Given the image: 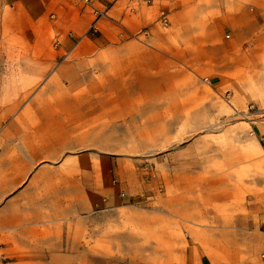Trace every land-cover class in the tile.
<instances>
[{"label": "rangeland", "instance_id": "rangeland-1", "mask_svg": "<svg viewBox=\"0 0 264 264\" xmlns=\"http://www.w3.org/2000/svg\"><path fill=\"white\" fill-rule=\"evenodd\" d=\"M103 1L0 0V264H264V0Z\"/></svg>", "mask_w": 264, "mask_h": 264}, {"label": "crops", "instance_id": "crops-1", "mask_svg": "<svg viewBox=\"0 0 264 264\" xmlns=\"http://www.w3.org/2000/svg\"><path fill=\"white\" fill-rule=\"evenodd\" d=\"M107 2H108L107 0H104L103 2H101L100 6L102 5L103 7V5L107 4ZM220 2H221V7L219 10L221 12H225V11L227 12V8H224L223 10V7L224 6L226 7V5L223 4L224 1L221 0ZM29 4L34 5V8H37V12L40 17L45 16L46 13H48V11H50L52 8H55L57 12L56 14H53L52 17L57 18L58 23L64 28L66 27V28H71L75 30L83 29L85 30V32H87V30H89V28L91 27L92 11L90 12L89 6L85 7L84 4L75 2L74 0H29ZM260 6L261 7L259 6L249 7L247 9V12L253 13V14L254 13H264V8L262 7V5ZM114 7L115 5H113L112 7L110 6L106 7L104 21L108 29H115L114 25H118L120 29H123V27H121L120 25V21H122L126 17L125 14L120 18L119 24L116 22L110 21L109 19L106 18V15ZM80 41L83 47L87 46L89 43L92 42L90 39L87 38V36H85V38H83ZM64 44L66 48H68L69 50V46H70L69 43L65 42Z\"/></svg>", "mask_w": 264, "mask_h": 264}, {"label": "built area", "instance_id": "built-area-1", "mask_svg": "<svg viewBox=\"0 0 264 264\" xmlns=\"http://www.w3.org/2000/svg\"><path fill=\"white\" fill-rule=\"evenodd\" d=\"M84 4H86V5H92L94 2H95V0H81ZM140 2H142V3H145V4H149V3H151L152 1L151 0H139ZM104 13V12H103ZM103 13H100V12H98L97 10H94V16H99V17H101L102 15H103ZM97 24V23H96Z\"/></svg>", "mask_w": 264, "mask_h": 264}]
</instances>
